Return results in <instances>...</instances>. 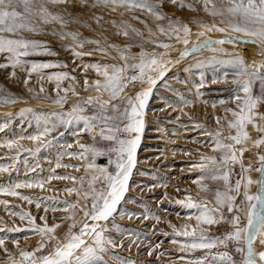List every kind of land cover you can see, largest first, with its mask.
Instances as JSON below:
<instances>
[{"label": "rangeland", "instance_id": "rangeland-1", "mask_svg": "<svg viewBox=\"0 0 264 264\" xmlns=\"http://www.w3.org/2000/svg\"><path fill=\"white\" fill-rule=\"evenodd\" d=\"M255 128L264 0H0V264H261L210 233Z\"/></svg>", "mask_w": 264, "mask_h": 264}, {"label": "crops", "instance_id": "crops-1", "mask_svg": "<svg viewBox=\"0 0 264 264\" xmlns=\"http://www.w3.org/2000/svg\"><path fill=\"white\" fill-rule=\"evenodd\" d=\"M258 127H260V125ZM260 128H255L254 131H250V134L253 135L245 138V141L249 143H245L244 155L240 161L237 162L242 173L236 179L235 185L231 188L232 206L228 225L229 230H231L230 235L233 239H240L237 248L239 252L242 250V247H244L242 236L246 235L245 231H247V235H249L248 244L250 248H252V242L257 238V231L264 218L263 179L262 183H260L261 171L264 168V150L262 151L263 155L260 162L258 161V151L264 148V137L258 135ZM259 167L260 170L258 169ZM260 186H262V190H259ZM250 243L252 244L250 245Z\"/></svg>", "mask_w": 264, "mask_h": 264}, {"label": "bare ground", "instance_id": "bare-ground-1", "mask_svg": "<svg viewBox=\"0 0 264 264\" xmlns=\"http://www.w3.org/2000/svg\"><path fill=\"white\" fill-rule=\"evenodd\" d=\"M229 42V41H228ZM201 46V45H200ZM135 148V147H134ZM134 160V159H133ZM127 170H129V169H127ZM127 173V172H126ZM125 173V174H126ZM127 174H129V173H127ZM264 175V174H263ZM262 179H263V182H264V178L263 177H260V183H262ZM120 181V180H119ZM119 183V182H118ZM120 184V183H119ZM261 185H263V184H261ZM112 186V185H111ZM110 186V187H111ZM125 186V181L122 183V184H120L119 186H113V187H111V188H109V191H108V194H107V196H106V198H105V200H104V202H103V204H102V207H101V209L99 210V212H98V214H97V216H96V218H95V220H94V222L93 223H97V221L99 222V220L101 219H103L107 214H109V212L110 211H112L113 209H114V207H115V205L117 204V202H118V200H119V198L121 197V195H122V192H123V187ZM264 186V185H263ZM261 187L262 186H260L259 187V190H262L261 189ZM262 188H264V187H262ZM264 190V189H263ZM262 192V191H261ZM260 200V199H259ZM263 200H264V198H263ZM263 221H264V218L262 219V224H263ZM253 238H254V236H253ZM256 238V237H255ZM258 239H260V237H259V235H257V238L255 239V241L254 242H252V243H250V245L252 244V248L251 249H255L256 248V240H258ZM263 239V238H262ZM254 240V239H253ZM264 240V239H263ZM262 244L264 245V241L262 242ZM255 253H257V250H254V254ZM256 255V254H255ZM259 262V261H258ZM260 263L261 264H264V261L263 262H261L260 261Z\"/></svg>", "mask_w": 264, "mask_h": 264}, {"label": "built area", "instance_id": "built-area-1", "mask_svg": "<svg viewBox=\"0 0 264 264\" xmlns=\"http://www.w3.org/2000/svg\"><path fill=\"white\" fill-rule=\"evenodd\" d=\"M242 171L240 169H236L233 172V176L231 178L230 181V185L233 187L235 185L236 179L241 175ZM210 233L214 236H223L226 235L228 233H230L229 231V227L224 224V223H215L214 225L211 226L210 228ZM228 244H230V242L234 243V241H231L230 239H226Z\"/></svg>", "mask_w": 264, "mask_h": 264}, {"label": "water", "instance_id": "water-1", "mask_svg": "<svg viewBox=\"0 0 264 264\" xmlns=\"http://www.w3.org/2000/svg\"><path fill=\"white\" fill-rule=\"evenodd\" d=\"M263 174H264V168H263V170H262V172H261V177H263ZM257 257H258V259H259L261 262H263V261H264V250H260V251H258V252H257Z\"/></svg>", "mask_w": 264, "mask_h": 264}]
</instances>
